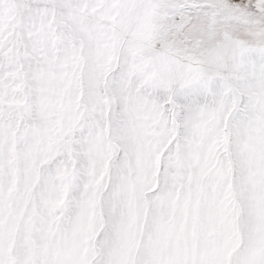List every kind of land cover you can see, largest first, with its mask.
Segmentation results:
<instances>
[{
  "label": "snow or ice",
  "instance_id": "obj_1",
  "mask_svg": "<svg viewBox=\"0 0 264 264\" xmlns=\"http://www.w3.org/2000/svg\"><path fill=\"white\" fill-rule=\"evenodd\" d=\"M0 264H264V0H0Z\"/></svg>",
  "mask_w": 264,
  "mask_h": 264
}]
</instances>
